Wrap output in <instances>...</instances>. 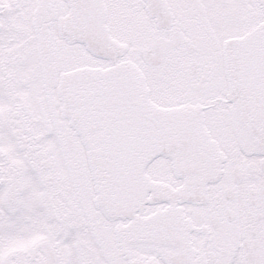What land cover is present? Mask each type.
<instances>
[{
	"label": "snow or ice",
	"instance_id": "obj_1",
	"mask_svg": "<svg viewBox=\"0 0 264 264\" xmlns=\"http://www.w3.org/2000/svg\"><path fill=\"white\" fill-rule=\"evenodd\" d=\"M0 264H264V0H0Z\"/></svg>",
	"mask_w": 264,
	"mask_h": 264
}]
</instances>
